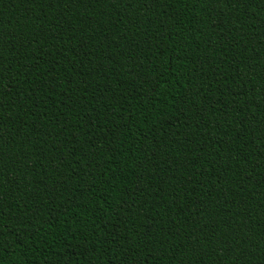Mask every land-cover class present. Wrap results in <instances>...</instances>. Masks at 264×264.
Here are the masks:
<instances>
[{
  "label": "trees",
  "instance_id": "trees-1",
  "mask_svg": "<svg viewBox=\"0 0 264 264\" xmlns=\"http://www.w3.org/2000/svg\"><path fill=\"white\" fill-rule=\"evenodd\" d=\"M0 264H264V0H0Z\"/></svg>",
  "mask_w": 264,
  "mask_h": 264
}]
</instances>
